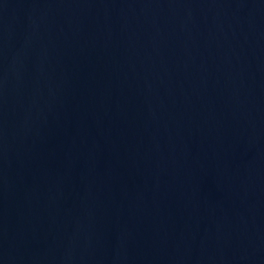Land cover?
<instances>
[{
    "label": "water",
    "instance_id": "1",
    "mask_svg": "<svg viewBox=\"0 0 264 264\" xmlns=\"http://www.w3.org/2000/svg\"><path fill=\"white\" fill-rule=\"evenodd\" d=\"M0 264H264V0H0Z\"/></svg>",
    "mask_w": 264,
    "mask_h": 264
}]
</instances>
